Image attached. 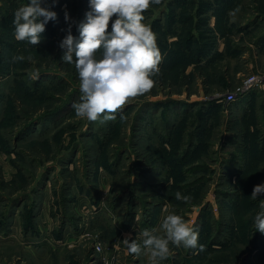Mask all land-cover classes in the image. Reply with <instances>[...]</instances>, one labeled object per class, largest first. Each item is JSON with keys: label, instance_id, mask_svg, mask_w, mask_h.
<instances>
[{"label": "rangeland", "instance_id": "374dc122", "mask_svg": "<svg viewBox=\"0 0 264 264\" xmlns=\"http://www.w3.org/2000/svg\"><path fill=\"white\" fill-rule=\"evenodd\" d=\"M27 3L0 0V264H148L121 241L170 213L204 250L170 245L162 264H264L254 227L264 194L251 198L264 183V89L217 98L264 76V0L150 6L160 73L105 123L76 116L78 73L59 47L69 25L79 37L89 0H57L35 46L14 37Z\"/></svg>", "mask_w": 264, "mask_h": 264}, {"label": "clouds", "instance_id": "9594fccd", "mask_svg": "<svg viewBox=\"0 0 264 264\" xmlns=\"http://www.w3.org/2000/svg\"><path fill=\"white\" fill-rule=\"evenodd\" d=\"M57 0H29L14 13V37L18 42L35 46L41 42L49 21L57 19L50 10ZM162 0H89L90 11L78 24L79 37L71 33L60 41L61 60L74 64L79 78L80 98L72 107L79 118L89 122L114 121L117 113L138 96L150 92L160 73L162 54L157 46V36L151 26L144 23L143 13ZM69 15L65 11V21ZM111 22V31L109 25ZM31 60L32 57H27ZM25 56L14 55L13 62L24 61ZM30 80L40 77L39 69L28 73ZM123 119V117H121ZM264 194V183L255 185L253 200ZM175 198L185 203L191 197L175 193ZM254 227L264 234V200L254 217ZM128 254L147 256L148 264H162L172 254L171 246L204 250L199 244V231L180 215H166L159 228L145 229L138 238L125 235L121 241Z\"/></svg>", "mask_w": 264, "mask_h": 264}, {"label": "built area", "instance_id": "2783aa9c", "mask_svg": "<svg viewBox=\"0 0 264 264\" xmlns=\"http://www.w3.org/2000/svg\"><path fill=\"white\" fill-rule=\"evenodd\" d=\"M245 82L237 88L236 92L228 93V95L222 97H217L218 102H226L231 103L235 101L238 96H243L244 94L248 93L249 91L253 90H260L261 88L264 89V76H252L244 80Z\"/></svg>", "mask_w": 264, "mask_h": 264}]
</instances>
